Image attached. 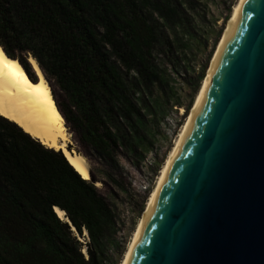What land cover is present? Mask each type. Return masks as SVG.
I'll return each mask as SVG.
<instances>
[{"label":"trees","instance_id":"1","mask_svg":"<svg viewBox=\"0 0 264 264\" xmlns=\"http://www.w3.org/2000/svg\"><path fill=\"white\" fill-rule=\"evenodd\" d=\"M187 5L189 0H0V48L30 80L36 74L29 57L43 77L56 81L67 102L62 108L51 94L58 112L115 181L119 149L137 161L149 143L147 115L157 120L161 112L149 95L152 84L161 88L165 81L152 53L177 59L167 33L175 35L188 22ZM94 180L92 174L82 178L60 149L0 116V264H105L104 238L115 219ZM83 230L85 242L77 237Z\"/></svg>","mask_w":264,"mask_h":264},{"label":"water","instance_id":"2","mask_svg":"<svg viewBox=\"0 0 264 264\" xmlns=\"http://www.w3.org/2000/svg\"><path fill=\"white\" fill-rule=\"evenodd\" d=\"M120 264H264V0H237Z\"/></svg>","mask_w":264,"mask_h":264},{"label":"rangeland","instance_id":"3","mask_svg":"<svg viewBox=\"0 0 264 264\" xmlns=\"http://www.w3.org/2000/svg\"><path fill=\"white\" fill-rule=\"evenodd\" d=\"M235 2L236 0H189L188 22L180 24L175 35L167 33L175 49H172L171 56L179 53L177 59L171 63L159 50L156 49L152 53L165 81L161 88L155 83L152 84L149 97L161 105V112L156 113L157 120L147 115L151 130L149 143L141 149L137 161L130 153L119 149L116 156L119 171L114 177L115 181L110 177L111 170L107 164L79 140L78 134L62 116L70 137V142L66 143L65 147L69 146L70 150L83 155L88 164L89 178L91 174L94 176L95 186L114 213V226L104 238L105 264H118L121 258L145 207L148 192L154 185L156 175L200 84L201 80H197V75L201 70L204 75ZM185 25L187 29L184 28ZM45 79L52 96L62 108L67 107L66 99L56 81L52 77ZM163 90L169 99L163 97ZM80 237L83 242L87 240V235L83 233ZM82 251L84 252V247Z\"/></svg>","mask_w":264,"mask_h":264},{"label":"bare ground","instance_id":"4","mask_svg":"<svg viewBox=\"0 0 264 264\" xmlns=\"http://www.w3.org/2000/svg\"><path fill=\"white\" fill-rule=\"evenodd\" d=\"M236 2L232 4L233 6L226 21L225 27L236 5ZM222 33L217 41L216 47L222 36ZM216 47L214 48V51ZM28 60L36 74L35 81H32L28 78L24 69L15 58L6 56L0 48V116L5 117L6 119L15 123L24 132L37 139L44 146L60 149L67 161L80 174V176L84 179H88V166L84 159L76 151L72 149L68 150L65 147L66 143L70 142V137L64 126L63 118L55 106L54 100L51 96L50 88L46 80L44 79L34 60L30 57ZM182 110L183 109L180 108V111ZM170 149L168 150V153ZM167 155L164 158L158 175L163 167ZM158 175H156V180ZM154 185L148 194L145 205L149 199ZM55 211L60 218L65 219L62 210L55 207ZM140 217L136 222L135 228L129 237L126 248L122 253L118 264H120L123 259ZM83 234L86 235L85 230H83ZM77 237L81 239L80 235H77Z\"/></svg>","mask_w":264,"mask_h":264}]
</instances>
